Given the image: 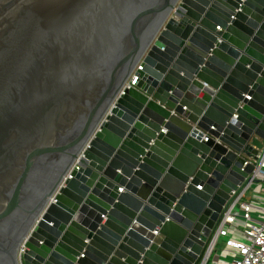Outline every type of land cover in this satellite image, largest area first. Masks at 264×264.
<instances>
[{
    "label": "water",
    "instance_id": "1",
    "mask_svg": "<svg viewBox=\"0 0 264 264\" xmlns=\"http://www.w3.org/2000/svg\"><path fill=\"white\" fill-rule=\"evenodd\" d=\"M263 140L264 0H0V264H195Z\"/></svg>",
    "mask_w": 264,
    "mask_h": 264
},
{
    "label": "built area",
    "instance_id": "2",
    "mask_svg": "<svg viewBox=\"0 0 264 264\" xmlns=\"http://www.w3.org/2000/svg\"><path fill=\"white\" fill-rule=\"evenodd\" d=\"M142 68L141 62L135 68L124 85L131 87L137 84V69ZM207 139V138H205ZM83 155V151L79 156ZM79 158L74 162L60 187L70 178L73 169H77ZM252 163L253 169L237 189L232 190L217 224L212 232L209 243L195 264H208L211 255L216 253V264H264V199L260 185L264 188V140L263 147L253 156H245L244 165ZM55 201V195L51 199ZM232 229V232L230 231ZM220 237H226V246L216 249ZM23 248H21V255Z\"/></svg>",
    "mask_w": 264,
    "mask_h": 264
},
{
    "label": "rangeland",
    "instance_id": "3",
    "mask_svg": "<svg viewBox=\"0 0 264 264\" xmlns=\"http://www.w3.org/2000/svg\"><path fill=\"white\" fill-rule=\"evenodd\" d=\"M260 191H262L261 194H262V198L264 199L263 185H260ZM230 231L232 232V229ZM225 240H226V237H220L218 244L216 246V249L220 250L221 248H224L226 246ZM215 255H216V253H214L213 255L210 256L208 264H216Z\"/></svg>",
    "mask_w": 264,
    "mask_h": 264
}]
</instances>
